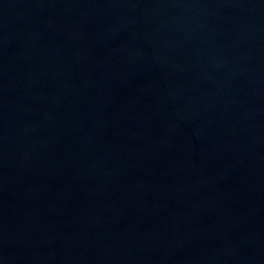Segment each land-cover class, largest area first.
Returning <instances> with one entry per match:
<instances>
[{"label":"water","instance_id":"obj_1","mask_svg":"<svg viewBox=\"0 0 264 264\" xmlns=\"http://www.w3.org/2000/svg\"><path fill=\"white\" fill-rule=\"evenodd\" d=\"M0 264H264V0H0Z\"/></svg>","mask_w":264,"mask_h":264}]
</instances>
